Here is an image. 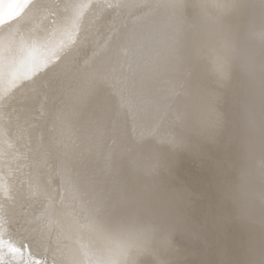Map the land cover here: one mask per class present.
<instances>
[{
    "label": "bare ground",
    "instance_id": "6f19581e",
    "mask_svg": "<svg viewBox=\"0 0 264 264\" xmlns=\"http://www.w3.org/2000/svg\"><path fill=\"white\" fill-rule=\"evenodd\" d=\"M0 242L2 264H264V0L5 4Z\"/></svg>",
    "mask_w": 264,
    "mask_h": 264
},
{
    "label": "snow or ice",
    "instance_id": "6c2138e0",
    "mask_svg": "<svg viewBox=\"0 0 264 264\" xmlns=\"http://www.w3.org/2000/svg\"><path fill=\"white\" fill-rule=\"evenodd\" d=\"M23 2H24V0H0V12H3L5 4H7L8 7H12L13 5H15L18 8L19 5ZM12 16H13V18H15V12H13ZM0 243H2V242H0ZM7 251L9 254L16 255L19 250L16 248L9 247ZM2 261H3V257L0 256V264H2Z\"/></svg>",
    "mask_w": 264,
    "mask_h": 264
}]
</instances>
